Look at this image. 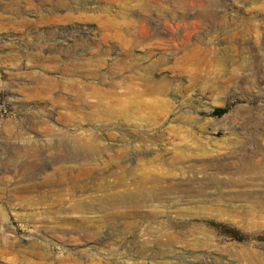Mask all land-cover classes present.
<instances>
[{
    "label": "rangeland",
    "instance_id": "rangeland-1",
    "mask_svg": "<svg viewBox=\"0 0 264 264\" xmlns=\"http://www.w3.org/2000/svg\"><path fill=\"white\" fill-rule=\"evenodd\" d=\"M11 1L0 0V178L7 179L0 180V264H247L239 255L248 250L264 260V214L256 209L264 196V0H94L85 6L82 0H20L21 15L16 16ZM144 5L147 15L142 14ZM185 11L193 16L188 31L209 36L192 35L188 43L174 42L169 48L159 44L167 39L157 34L162 28L157 25ZM123 17L148 27L144 42L156 41V50L147 63L155 61L156 81L170 82L168 90L156 95V113H142L153 121L151 133L156 134L155 150L145 162L152 161L148 167L160 172L168 170L170 178L156 183V198L145 196L144 207L131 210L134 216L103 200L107 191L99 185L110 183L94 166L69 161L71 155L56 150L73 146L60 131L99 126L69 127L52 119L54 136L22 141L10 135L32 127L24 122L26 114L41 113L43 105L55 119L70 111L66 104L76 103L71 95L53 102L24 97L27 78L39 72L55 76V64L58 74L62 68L82 73L64 49L59 61L35 52L55 31L88 30L92 51L103 55L96 77L87 81L104 89L120 84L127 73L112 72L118 66L108 58L114 49L122 56L117 22ZM226 33L235 38L226 39ZM8 37L19 39L21 46ZM216 109L225 112L216 116ZM101 128L114 134L113 141L104 143L121 140L119 124ZM196 139L205 143L204 158L195 156ZM183 141L192 143L193 150L186 151L188 159L181 165H170ZM27 160L31 167L22 169ZM218 170L226 173L217 175ZM247 214L254 223L241 220ZM160 222L168 224L171 245L160 236ZM194 225L201 231L192 232Z\"/></svg>",
    "mask_w": 264,
    "mask_h": 264
},
{
    "label": "bare ground",
    "instance_id": "bare-ground-1",
    "mask_svg": "<svg viewBox=\"0 0 264 264\" xmlns=\"http://www.w3.org/2000/svg\"><path fill=\"white\" fill-rule=\"evenodd\" d=\"M93 1L94 0H82V3L85 6L89 2ZM152 2L156 3V0H152ZM23 4L28 5L27 1ZM10 5H12V8L10 6V10H12L11 14L15 16L18 14L21 15L22 2L20 0H13L12 4ZM142 11L143 15L149 14L148 5H144V7H142ZM9 17H11V15ZM190 18H193V16L185 11L180 15L173 17L171 20H169L168 23H164L163 26L157 25L158 27H162L161 31H157V34L162 35L167 39V42L164 43L163 41L159 40V44L165 45L167 48H169V46L173 45L172 43L174 42L179 41L180 43H188L192 35L196 36L198 39H201L202 36H204V38H207V34H200V32L198 31L191 34V32L188 31L189 27L192 26L188 22ZM122 19V21L117 22V25L119 27H117V29H119L118 36H120L119 38H121L123 42V51L121 52L123 58H121V54L116 53V50L114 48L113 55L111 54V58H108L110 59L109 61L114 62V64L119 67H117L116 69L114 67L112 72L114 70H122L127 73L122 77L120 84L118 83V85H114L115 87L104 89L98 87L95 82L91 81L97 75L96 65L98 66V63L102 61V59L100 60V56L103 54L100 50L92 51L93 47H90L92 36L90 35V32L88 30L82 29L60 32L55 31L51 36H49L37 46L38 51L35 52H39L38 56L40 54L47 60H58L60 58L62 50L64 49L66 52L64 51L65 54H63L67 56L68 60H70V63H78V67L76 69H80L82 73L77 74L79 73L77 72L78 70H76L77 73H73V69L66 68L65 70H63L62 68V72L58 74L59 72L57 73V67H55V64L54 66H52V74L57 75L52 76L39 72L27 78L25 84H23V92L25 93L24 97L27 98H25L27 101L28 99H35L43 102L47 100L53 102L55 99L63 101L65 100L64 96L67 97L68 95H71L76 103L66 104L65 107L69 108L70 111L65 115L60 114L61 116L55 114L56 116H60V118L58 117L55 119L53 117L54 114L52 112H48L45 107L46 105H43L41 108V113L39 111L38 113H35L34 111V113L26 114L24 122L27 124H33L32 127H21V129L17 131V133L12 132L10 135H14L22 141L39 140L40 138L54 136L56 128L54 126L52 127L51 125L52 119L58 123L63 122L66 126L69 127H74V125H77L78 123H80V125L82 123H87L86 125L88 126H99V128H96L94 130H86L82 127H74V129L63 131V133L60 131L57 134L61 133L62 137L70 138V140L73 142V146L71 148L74 149H70L68 144H65L67 146H55L57 148L56 150L62 153H67L69 156L71 155L69 157V161L94 166V168H96L95 171L97 175L99 174L98 176L100 177L103 176V181L108 179L110 183L109 185H106L107 187L103 185V183L99 185L100 188L107 191L103 200H106L107 203L110 204L111 209L126 208V211L130 209L129 215L134 216L136 213H132L133 211L131 212V210L134 209L135 211H137V209L144 207V199L146 198L145 196H147L148 194H152L153 197L156 198V183L160 182L161 178H163L164 176L165 178H170V173L168 170L162 169L160 172V168L156 169V166L148 167L147 163H152V161L148 160L145 162V160L150 155H152V150H155L154 148L156 147V134L153 132L151 133L153 121L150 119V117L144 118L142 116L143 112L151 114L154 112L156 113V102L158 101L156 100V95H158V93L162 94V92L164 93L166 90H168V88L170 87V82L156 81V63L155 61L151 64L147 63V59L151 55H153L154 50H156V41L151 44H147L144 42L147 37L145 30L148 27L145 28L146 26H139L135 23V21H132L127 17H123ZM114 22L116 23V21ZM112 25L114 27V24ZM153 27L156 38V20L153 21ZM180 30L182 31L178 34L177 32ZM234 35L235 34L228 33L226 39H234ZM18 40L19 39L15 37L9 38L10 42L21 46ZM73 40L76 43L77 41H80L81 46L78 47V43L76 45L73 44ZM24 48L25 47H23V49ZM136 48L144 49V52H136ZM43 67L45 68V66ZM80 77H84L86 80L84 81L78 79ZM87 79L91 80L87 81ZM17 107L21 108L22 105L17 104ZM114 123L121 126L119 133L122 138L121 140H118L117 143H110L111 141L109 143H104V139L112 140L114 138V134L109 132L106 133L105 129H102L101 127H105ZM57 131H59V129H57ZM192 145V143L189 144L187 141H183L181 145L182 149L180 150V152H175V156L169 161V164L178 166L184 163L188 159L186 151H192ZM196 148V151L194 150L196 152L195 156L199 158L206 157L207 151L205 150V143L202 139H196ZM69 150L71 152H68ZM17 155L14 154L15 159L17 158ZM25 156L29 157L28 154H25ZM11 161L17 164L19 163L14 159H12ZM30 161L27 160L24 163L20 164L22 169L29 168V166L32 164ZM1 164L2 162L0 163V165ZM134 167H136V169ZM29 171L32 172L31 170ZM237 171L238 170L234 171V174H237ZM36 172L35 174H37ZM85 173H87V171ZM88 173L90 175L92 174V172ZM225 173V170H218L216 172L217 175H222ZM31 176L33 177V175ZM127 177L131 178L127 180ZM30 179L32 178L30 177ZM0 180L1 182L2 180H6L5 183H7V179H5V177H2V179L0 178ZM211 185L214 186L215 184L211 183ZM127 191L131 192L130 197L126 196ZM260 199L261 201L259 204H257L256 209L258 212L264 214V196ZM229 210H231L230 206ZM222 215L223 213L219 215L218 219H222ZM231 216L234 217L232 214L230 215V217ZM251 218L252 216H249V214H247L245 215V217L242 216L241 220L243 219L245 222H247V224H251L254 223L251 222ZM226 220L231 221L232 219ZM169 223H171L170 225L175 224L174 221H170ZM158 225L161 227L164 233H161L160 236H167L168 241L166 244L171 245L173 240H171V232L169 231V229L165 228L168 226V224L166 226V224L160 222V224L158 223ZM132 227H134V225ZM198 227L200 226L194 225V229L191 231L194 233L200 232L201 230ZM246 228L248 229V227ZM198 256H195V258L197 259ZM239 256L241 259H244L243 261L247 260V264H264L263 258L259 257V255L250 250L246 251L243 254L241 253Z\"/></svg>",
    "mask_w": 264,
    "mask_h": 264
},
{
    "label": "trees",
    "instance_id": "trees-1",
    "mask_svg": "<svg viewBox=\"0 0 264 264\" xmlns=\"http://www.w3.org/2000/svg\"><path fill=\"white\" fill-rule=\"evenodd\" d=\"M225 112L224 109H216L213 114L218 116V115H222Z\"/></svg>",
    "mask_w": 264,
    "mask_h": 264
}]
</instances>
